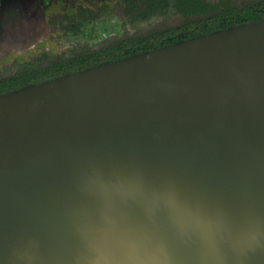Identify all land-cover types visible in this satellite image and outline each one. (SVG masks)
Masks as SVG:
<instances>
[{
    "label": "water",
    "instance_id": "1",
    "mask_svg": "<svg viewBox=\"0 0 264 264\" xmlns=\"http://www.w3.org/2000/svg\"><path fill=\"white\" fill-rule=\"evenodd\" d=\"M0 156V264H264V21L0 96Z\"/></svg>",
    "mask_w": 264,
    "mask_h": 264
},
{
    "label": "trees",
    "instance_id": "2",
    "mask_svg": "<svg viewBox=\"0 0 264 264\" xmlns=\"http://www.w3.org/2000/svg\"><path fill=\"white\" fill-rule=\"evenodd\" d=\"M116 1L115 7L121 9L131 26L168 15L179 20L163 29L128 34L107 46L93 47L86 43H76L69 48L70 51L55 57L47 53L34 55L28 62L0 71V96L126 61L179 43L264 21V0H250L238 6L232 5L230 0ZM79 10L83 11V7L80 6ZM87 12L90 13L89 10ZM78 14L80 15L72 19L65 16L63 21L76 35L87 21L83 19L85 13ZM84 33L83 31L82 34L85 35Z\"/></svg>",
    "mask_w": 264,
    "mask_h": 264
},
{
    "label": "rangeland",
    "instance_id": "3",
    "mask_svg": "<svg viewBox=\"0 0 264 264\" xmlns=\"http://www.w3.org/2000/svg\"><path fill=\"white\" fill-rule=\"evenodd\" d=\"M230 1L238 6L250 0ZM115 3L116 0H0V71L28 62L40 53L55 57L70 51L76 43L107 46L128 34L163 29L179 20L168 15L131 26ZM80 6L87 21L76 35L63 17L84 14Z\"/></svg>",
    "mask_w": 264,
    "mask_h": 264
},
{
    "label": "bare ground",
    "instance_id": "4",
    "mask_svg": "<svg viewBox=\"0 0 264 264\" xmlns=\"http://www.w3.org/2000/svg\"><path fill=\"white\" fill-rule=\"evenodd\" d=\"M6 154H7V152H6ZM2 158V159H1ZM6 158H7V156L6 157H4V156H0V167H3V163H5V160H6ZM5 168V167H4Z\"/></svg>",
    "mask_w": 264,
    "mask_h": 264
},
{
    "label": "flooded vegetation",
    "instance_id": "5",
    "mask_svg": "<svg viewBox=\"0 0 264 264\" xmlns=\"http://www.w3.org/2000/svg\"><path fill=\"white\" fill-rule=\"evenodd\" d=\"M40 11H42L41 8H40ZM68 17H70V19H72V18H75V17H77V16L74 15V16H68ZM63 18L65 19V17H63ZM70 30H71V29H70Z\"/></svg>",
    "mask_w": 264,
    "mask_h": 264
}]
</instances>
